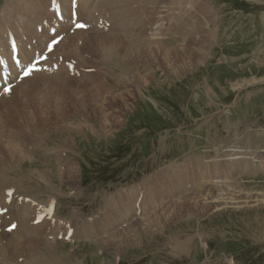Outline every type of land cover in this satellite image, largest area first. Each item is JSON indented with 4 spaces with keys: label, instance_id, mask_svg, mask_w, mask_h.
Returning <instances> with one entry per match:
<instances>
[{
    "label": "rangeland",
    "instance_id": "obj_1",
    "mask_svg": "<svg viewBox=\"0 0 264 264\" xmlns=\"http://www.w3.org/2000/svg\"><path fill=\"white\" fill-rule=\"evenodd\" d=\"M8 1L0 0V11ZM148 1L149 3H144L138 0L140 5L132 3L136 19L135 29L129 33L132 37L144 40L146 29L150 37V33L156 30V25L162 24L159 21L162 18L165 25L161 26L162 32L169 25H172L170 31L180 27L184 32L173 31V34H169V39L163 37L158 42L165 41V45L176 51L184 45L190 46V39H200V43L194 48L191 46L193 49L189 53L186 50L183 54L175 52L171 55L181 58L180 61L171 62L174 69L170 70L161 57L159 62L152 61L148 85L141 86V92H137V95L136 90L134 91L135 99L126 98L127 109L111 108L115 112H109L108 108L104 112L108 118L119 116V124L110 129H100V126L97 128L101 116L92 117L94 112L90 110L86 113L88 120L85 116H75L70 122L75 127L78 122L82 123L84 130L42 134L45 137L39 144L29 136V130L22 132L13 125H8L5 132L10 129L11 133L8 131L7 134H12L16 139L13 141L14 145H19V153L22 155L31 150L33 154L26 159L23 157L24 162L15 167L12 164L6 166L5 163L0 167V186H6V176L20 183L19 185L23 184V190L31 193L21 191L19 196L28 199L32 195L33 207H36V202L44 204L46 195L53 192L55 200L50 199L46 204L49 208L56 207L53 217L57 222L73 221L78 227L88 218L93 229H96L109 213L104 207L107 211L114 209L119 198L121 200L118 203L122 205L125 200L122 198L130 196L135 202H139L137 204H140L141 218L135 216L137 221H133L134 218L126 220H131V224L145 232L140 235L141 240L136 245L118 248L109 243L102 244V241L123 230L126 226H123V219L113 224L102 239H96L99 241L83 240L84 238L64 241L63 234L56 237L55 233H51L48 236L52 240L56 237L54 243L41 235L44 243L36 249L27 247L29 251H25L23 247L13 253L12 245L8 246L7 255L10 253L11 258L18 260L19 264H34L36 253L41 252L42 255L47 247L50 248L51 258H44L46 263L41 264H60L57 261L60 259L62 264H82L70 262L76 259L84 264H264V164H261L264 162V0ZM195 1L200 6L195 5ZM199 7H202L201 10ZM189 11L199 19L201 26L208 19V25L201 27L204 31L198 28L195 31L196 23L191 19ZM177 20H181L185 27L175 24ZM159 28L160 26L157 29ZM157 46L154 44L151 48L156 49ZM190 53L197 55L193 62L190 61ZM78 55L83 57V61H75L74 57L67 61L71 72L68 81L73 87L77 86L76 83L83 75L76 65V62L78 65L80 62L84 64L85 56L81 46ZM152 56V60H155V56ZM85 59L88 64L86 66L90 69L89 58ZM61 63L62 58L59 57L58 64ZM95 68L97 67H93L95 73H90L94 77L98 75ZM98 68L102 71L100 74L107 71L102 65ZM113 68L114 66L108 72L112 81L115 80ZM120 68L124 67L117 66L118 71ZM138 68H135L134 74L140 71L142 77L149 69L143 71L140 67L138 71ZM83 80L79 82L78 89L83 96H87V104H90L92 97L85 90L88 83L83 84ZM106 82L104 80L105 86L101 85L105 89L107 87L108 91L115 92L108 88ZM96 85L90 83L88 88H95ZM110 85L115 87L118 83L111 82ZM125 88H120L116 93ZM46 108L43 107L45 110ZM4 138L8 140L6 136ZM56 150L62 153L64 163L67 161L69 164L68 166L66 163V167L71 168L72 164L74 172L69 168L68 171L72 172H68L64 166L66 171L56 174L53 159ZM198 161L209 166L210 171L213 170L212 174L202 179L194 189L183 191L182 187V194L177 191L181 195L177 192L162 193L150 200V205L144 210V195L150 192L148 178L159 173L169 183L170 175L179 173L182 169L188 168L189 175H192V169ZM240 167L243 168L237 169ZM29 173H37L39 177L45 175L49 184L47 182L46 186L39 179L37 181L34 175L28 179ZM9 192L13 190L10 189ZM203 193L206 196L210 193L215 199L220 198L211 206V210L190 216L186 213L177 215L174 217L176 219L170 218L171 223L161 215L162 210L171 203L169 208L177 206L180 203L177 201ZM205 195L199 196L200 199L196 201L203 202L208 198ZM230 195L236 196V200L227 201ZM243 201L248 202L243 205ZM249 201L257 203L251 204ZM25 204L31 207L29 203ZM118 213L124 215V211ZM150 215H153L152 219L146 222ZM47 216H51L49 220L52 221V215ZM140 222H144L143 225ZM23 233L30 236V232ZM176 244H184L186 248L178 252L174 248Z\"/></svg>",
    "mask_w": 264,
    "mask_h": 264
},
{
    "label": "bare ground",
    "instance_id": "obj_2",
    "mask_svg": "<svg viewBox=\"0 0 264 264\" xmlns=\"http://www.w3.org/2000/svg\"><path fill=\"white\" fill-rule=\"evenodd\" d=\"M50 1L51 0H9L8 3L5 4L0 14L3 20L2 24L0 25V61L5 59L4 63L7 64V69L11 70L14 75H16V72L14 71V67L10 62V50H9V43H8V38H7L8 33H11L15 37L17 41V46H18V57L25 64L31 62L35 58L36 53L40 54L44 50V41L46 39L57 37V34H61L62 36V39L60 40V42L54 47L53 51L49 54L47 60L42 64V66L45 67V70H41L40 72H35V73L30 74L29 77L21 81L19 84L15 85L7 93H2L0 89V165H1L0 167L1 168H2V163H5V165L12 164L13 167H15V165L17 164L20 165L21 163L24 162V158L26 159L28 156L33 154V151L31 150L24 152L25 149L23 147L22 148L20 147L21 149H24L22 150V152H24L22 153L23 156L21 155V153H19L20 151V149L18 150L19 145L15 144L16 145L15 146L14 141H13L16 139L13 138L14 136L12 134H7V132L10 129L7 132H5L8 125H13L15 129L18 128L22 132L29 130V136L31 138H34L33 141L39 144L45 137L42 134L49 135L50 133H55V132H62V131L78 132L79 130H84L85 128L82 123L78 122L75 127V124H71L70 122L72 121L73 118H75V116L77 117L85 116L87 119L86 113L90 110L91 112H94L92 117L96 118L97 117L96 115L101 116L99 120V125L96 126L97 128L100 126V129H110L112 126L119 124L120 122L119 116L108 118L106 115H104V112L107 111L108 108L110 110L109 112H113L115 108H123V109L126 108L127 109L128 102L126 98L135 99L137 92L139 93L141 92V86L144 87L148 85V82H149L148 80L151 75L149 73L152 72V69H150L149 66L152 61L159 62V58L161 57L162 61L169 67L170 70L174 69L172 68L171 62L180 61L181 58L172 57L171 55L175 54V52L178 55H180V54H183L186 50L189 53L197 43H200V39L198 41H192V39H190L189 41L190 46L184 45L186 46L184 47L181 45L182 46L180 47L181 49L176 51L173 47L165 45L166 43L165 41H164L165 43L158 42V41H161L163 37H167V39H169V34H173V31L181 32V33L184 32V30L180 27L170 31L169 28L172 25L171 26L169 25V27H164L163 32H162L161 26L162 25L165 26L163 24L162 18H159V21H161L162 24L156 25L155 27L156 30L150 33V37L147 35V29L145 30L144 40L141 39L140 37H135V38L132 37L133 35L129 33L132 32L136 26L135 25V22H136L135 10H134L133 4L138 3L140 5L138 0H76V8H75V12L77 14L76 20L79 23H84V25L87 28L85 31L78 30V31H74L73 33H71L70 31L72 27L70 23L71 21V0H56L58 4L61 6V10H62L61 23L56 21L53 12L50 11V8H49ZM142 2L149 3L148 0H142ZM195 2H196L195 5H197L198 1H195ZM198 6H200V4H198ZM206 8L207 7H204V9ZM189 13H191L192 15L191 19L193 20V22L196 23V25L194 26L195 31L198 29L200 30L201 27L205 28L206 25H208V19L205 20V23L203 24V26H201L202 23L200 24L199 19L195 18V16L192 14L191 11H189ZM169 19H171V17H169ZM54 21H56L57 24ZM177 23L181 25L183 28L185 27L181 20H177L175 24ZM55 25L57 27L56 30H58L57 33H55L54 36H49L48 34L50 32L49 30L53 29ZM159 26L160 28L157 29ZM43 27L46 30H43L40 33H38L37 29L43 28ZM66 28H67V32H66ZM206 32L209 33L208 30H206ZM4 35L6 37L8 52L6 51ZM154 44L158 45L156 49L151 48V46ZM80 46L82 47L83 55L89 58L88 62L91 66L89 67L91 70H88V67L86 66L88 65L87 59H85V57H84V64L80 62V65H78L76 62L77 67L81 69L84 75V76L81 75L82 76L81 79L82 80L85 79L82 81V83L83 84H85V82L88 83L87 88L85 90L88 91V94H90L92 97L91 103L88 102L90 104H87V100H86L87 96H83L82 92L79 91L78 89V85H79V82L81 83V79L79 80L78 83H76L77 86L75 85V87H73L72 85H69V81H68L70 80L69 78H71V72L69 71L67 67V61H69L71 57H74L76 59L75 61H83V57L78 55V50ZM191 46H193V48H191ZM152 55L155 56L154 57L155 60H152V57H153ZM55 56H57L56 63L53 64L51 63V60ZM59 57L62 58L61 64H58ZM189 58H190V61L193 62L197 58V55L190 53ZM59 62H61V60H59ZM100 65L104 66L107 69V71L104 74H100L102 72L100 68H98V66ZM85 66L87 68H85ZM113 66H114L113 72L115 75L114 76L112 75V76L115 78V80L112 81L109 78L108 72L112 70ZM117 66H121L124 68H120L121 70L118 71ZM93 67H97L95 68L96 73L98 74L96 77L90 74L93 71L95 73V70H93ZM140 67L142 68L143 71L149 68L150 72H149V69H147V71L145 72L147 74H145V76L142 77V74L139 71ZM135 68H138L137 70L139 71V73L136 75L134 74ZM161 68L164 70L162 66ZM50 69L54 72V74L52 71H50ZM85 70H88V71H85ZM129 74L131 77L129 76ZM104 80L107 81L106 85L108 86V88L109 89L111 88V90L115 92L108 91L107 87L105 89L104 87L105 85L103 84ZM111 82L113 84L118 83V85L114 87L110 85ZM90 83H95L97 85L95 88L93 87L88 88V85ZM101 84L104 86H102ZM125 86L129 87V89H126L127 87L125 88ZM122 87L125 88L124 91L122 90L121 92L116 93ZM82 89H84V87H82ZM125 90H127V92ZM135 90H136V95L134 93ZM1 93L3 96H1ZM123 93L125 95H123ZM117 101H119L120 103H117ZM44 106L47 107L46 110L43 109ZM111 108H114V109L111 111ZM4 133L6 134L3 135ZM18 133L19 132H17V134ZM5 136L7 137L8 140H5L4 138ZM20 140H18L19 143H20ZM36 143L34 145H36ZM25 146L27 148V145ZM53 159L56 163V174L63 173V170H65L64 166L66 167L65 164L67 163V161L66 163H64V157L62 153L56 150L55 156ZM195 163H196V166H194L192 169V175H189L188 168L182 169L181 172L170 175L169 183L166 178L162 176L160 177L159 173L156 176L151 177V179L148 178L147 183L150 185V192L144 195L145 197H144V201L142 204V206H144V210H146L148 206L150 205V200L157 198L158 196L162 195V193L172 194V192L175 193L177 191H180V193L182 194L183 193L181 192L182 187H183V191L194 189L193 187L195 186L196 188L200 184V181L202 179L212 174L213 170L211 172L209 169V166H206V165L204 166L201 163V161H198ZM261 164H264V162ZM70 167L71 168L66 167L67 171H68V168L73 171L74 168L72 167V164H70ZM242 168L243 167H240L237 169H242ZM72 171H68V172H72ZM33 175H34V178L37 179V181L39 179L40 181L44 182L47 186L48 181L47 179H45L44 177L45 175L40 176L41 177L40 178L37 175V173L36 174L29 173L27 174L28 179L33 177ZM218 175H219V178H221L220 177L221 174L218 173ZM5 183H6V186H0V228H2V232H0V264H19L18 260H13L11 258L10 253L7 255L9 245H12L11 252L13 253L21 250L23 247H25L24 248L25 251H29L28 248L36 249L37 247H39L40 245L44 243V241H42L41 235L45 236L51 242H54L55 241L54 238L52 240V237L48 235L51 233L53 234L55 233L56 236L61 235V230L63 228H64V234H65L64 237L68 233L69 235H71L70 238L72 240L82 239V238L94 239L96 236L100 238V236H102V233L105 232V230L108 227H112L116 218H118V213L113 211L108 219V223L104 225L101 224L102 226H100L98 229H95V230H91L89 226L85 223L76 227L73 221L66 222V223L63 222L62 224L60 222H57L56 220L53 222L51 221V219L50 220L44 219V220H41V222L34 224L36 217L39 214L44 213L43 207L47 204H44V206H42L37 203L36 207L35 206L33 207L32 204L34 203L32 199L34 198H32V195H31L32 199L31 198L22 199L24 202L20 200L21 197L19 196V194L21 193V191H23V193H28V192L29 194L31 193L30 191L26 189H25L26 191L23 190L24 189L22 188L23 184L19 185L20 183L18 184V182H15L12 178L8 176H6ZM9 184H17L18 186L17 185L13 186ZM215 187L216 186H214V188ZM10 189L13 190L11 196H9ZM53 194L54 193L51 192L46 195L47 201L50 199L55 200ZM205 194L203 193L199 195H194L190 198L187 197L186 199H183L182 201L175 200L177 202H180L175 207L169 208L172 205V203L170 205L166 204V206L167 205L168 206L167 207L165 206L166 208L164 209L162 208L163 212H161L162 213L161 215L163 216L165 220L169 219V222H170V218H172L173 220V218L176 217L177 215H182L184 213L190 216L191 214L194 215L196 213L200 214L201 212H206L207 210L211 208V206L214 203L218 202L220 198L215 199V197H213V195H211L210 193H208L207 196ZM202 195H205L208 198L206 200H203L205 198L204 197L202 199L203 202H201L200 200L196 201L197 199H200L199 196H202ZM128 198L130 199L132 197L128 196ZM251 199L253 200V198ZM226 200L235 201L236 196L230 195L228 199ZM251 201H249V203L253 204L254 201L253 202ZM25 202L29 203L31 207L26 206ZM247 202L248 201H243L242 203L244 205ZM136 203H139V202L138 201L134 202V208L136 207V205L138 207V204ZM254 203H257V202H254ZM121 206L124 207V213H123L124 215L122 219L126 223V218L128 219L133 218V209L130 208L131 201L124 200ZM235 207H238V206H235ZM259 207H256V208L259 209ZM47 208H48V205H47ZM47 215L48 214H45L44 218H46ZM151 216L153 215H150L149 218L146 217L147 218L146 222H149L152 219ZM153 218H156V216H154ZM134 220L135 218L133 219V221ZM142 221H144V219ZM169 222H167V224ZM142 223L140 222L141 225H143ZM13 224L16 225V229L13 232L9 233L11 235L6 234L5 228ZM68 225H70V227L72 226L73 230L70 231L69 230L70 228L68 227ZM141 229L142 228H138V226L133 225L130 222V224H126L124 229L120 231L119 234H114V235L109 236L106 240L102 241V243H104L105 245L109 243L110 245H113L116 248L121 247V246H126V245H136L137 241L139 243V241L141 240V239L139 240L140 235L144 234L145 232L144 230H141ZM47 230L48 232L46 234ZM23 232H30V236L24 235ZM117 237H119V240H117ZM187 240L189 241V239ZM96 241H99V240H96ZM184 244H179V245L176 244L174 248H176V251L179 252L181 249L186 248L187 242H186V245ZM105 245L103 246L105 247ZM56 246L57 244H55V247ZM46 257L51 258L49 247H47L43 251L42 255H41V252L36 253V255L33 258V262H35L34 264H41L42 262L46 263L45 261H43L44 258ZM57 261L60 264H62L61 259Z\"/></svg>",
    "mask_w": 264,
    "mask_h": 264
},
{
    "label": "snow or ice",
    "instance_id": "obj_3",
    "mask_svg": "<svg viewBox=\"0 0 264 264\" xmlns=\"http://www.w3.org/2000/svg\"><path fill=\"white\" fill-rule=\"evenodd\" d=\"M76 26L79 27V28L85 27V25H83V24H77ZM30 74H31V69L29 71L25 72V76H28ZM8 91H10V89H5V92H8Z\"/></svg>",
    "mask_w": 264,
    "mask_h": 264
}]
</instances>
